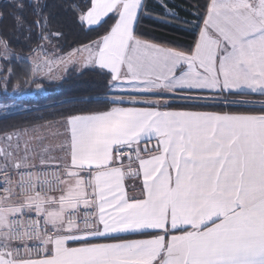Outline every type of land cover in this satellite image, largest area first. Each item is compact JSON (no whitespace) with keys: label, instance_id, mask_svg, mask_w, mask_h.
<instances>
[{"label":"snow or ice","instance_id":"1","mask_svg":"<svg viewBox=\"0 0 264 264\" xmlns=\"http://www.w3.org/2000/svg\"><path fill=\"white\" fill-rule=\"evenodd\" d=\"M157 2L162 16L146 0L0 10L38 41L23 56L0 30V60L105 78L57 119L0 132V264H264V0H204L194 24ZM57 7L83 30L112 23L50 56ZM146 16L192 24L194 43L146 38Z\"/></svg>","mask_w":264,"mask_h":264},{"label":"trees","instance_id":"2","mask_svg":"<svg viewBox=\"0 0 264 264\" xmlns=\"http://www.w3.org/2000/svg\"><path fill=\"white\" fill-rule=\"evenodd\" d=\"M49 2L57 5L65 4V0H49ZM72 2L73 0H67V3ZM81 2L82 0H75V3ZM146 3L151 16L163 15V9L160 7L157 0H146ZM203 3L204 0H169V7L174 8L184 20L192 21L194 24L196 22V16L192 13L198 10L197 5ZM0 10L10 11V0H5L0 3ZM54 11L58 14L52 21V31L62 32L63 36L59 40L53 39L51 43H53L56 50L61 53H67L81 44L94 40L97 35L102 34L112 22L108 20L103 27L87 31L83 30L81 26L76 23L75 15L71 11L60 7H57ZM28 12L29 10H26V14H28ZM28 19H32L30 14H28ZM140 28L141 31L146 34V38H155L158 43L167 44L170 47H177L184 50H187V48L194 43L198 33V30L194 29L192 24H185L183 20H173L172 23H162L152 19L150 16H146L142 19ZM0 30H3V32L13 40L11 50L14 53L23 56H30L33 54L29 50V43L32 47H35V44L38 42L37 38L33 36V40L26 43L24 37L14 32L10 17L5 16V19L0 21ZM0 61V100L16 99L15 96H11L9 93L4 92L2 78L5 77V74H9L10 80L8 79V87L12 89L14 82L27 83L30 67L27 62L23 61L14 60L11 64L2 60ZM8 68L13 70L12 73L7 71ZM104 80L105 78L99 72L86 70L83 74L71 75L66 78L58 88L53 86L40 97L30 95L29 93L26 95L22 94L21 100L33 101L45 106L39 110L16 112L8 115L6 119H0V132L9 130L13 125L58 118L65 110L78 106L75 104L77 97L85 94L102 92L104 90ZM250 98L264 99V97ZM51 102L59 103L49 105L48 103Z\"/></svg>","mask_w":264,"mask_h":264},{"label":"rangeland","instance_id":"3","mask_svg":"<svg viewBox=\"0 0 264 264\" xmlns=\"http://www.w3.org/2000/svg\"><path fill=\"white\" fill-rule=\"evenodd\" d=\"M46 52L50 56H56V55H63L66 53H61L58 50H56L55 45L53 43L51 44H46L45 45ZM68 53V52H67ZM33 55V54H32ZM30 55V56H32ZM29 56V57H30ZM27 64L30 67V73H29V78L27 80V83H22V82H14L12 89L8 87V81L9 79V74H5V77L2 78L3 80V89L5 93H9L11 96H15L16 99H10V100H0V116L5 115V108L4 105H8L7 113L8 115L16 113V112H23V111H33V110H39L43 108L45 105H40L36 102H30L28 100H21L22 94L24 93H29V94H34L36 97H40L44 94L45 91L50 90L51 87L58 86L66 80V78L70 77L71 75L75 74H80L74 69H69L66 73L64 72H54V75L58 78L52 79L48 75H46V69L44 71L38 72L37 74L32 73V65L30 61H27ZM1 69V68H0ZM6 77H8L6 79ZM11 78V77H10ZM9 79V80H8ZM39 85L40 87H37ZM11 87V86H10ZM59 102H51L48 103L49 105L52 104H57ZM57 119V118H55ZM51 119V120H55ZM45 121L48 120H41V121H36L32 123H37V124H43ZM56 131L55 128L51 129L50 132L47 133L48 139L47 143H52L53 142V136L52 133ZM52 140V142H51Z\"/></svg>","mask_w":264,"mask_h":264},{"label":"crops","instance_id":"4","mask_svg":"<svg viewBox=\"0 0 264 264\" xmlns=\"http://www.w3.org/2000/svg\"><path fill=\"white\" fill-rule=\"evenodd\" d=\"M112 23V22H111ZM110 23V24H111ZM52 140H53V142H52ZM51 140V144H55L56 143V138H55V136H53V139ZM144 145H142V147H143ZM148 147H151V143H149L148 145H147ZM127 183L129 184V185H131L132 183H133V181L131 180V179H129L128 181H127Z\"/></svg>","mask_w":264,"mask_h":264},{"label":"water","instance_id":"5","mask_svg":"<svg viewBox=\"0 0 264 264\" xmlns=\"http://www.w3.org/2000/svg\"><path fill=\"white\" fill-rule=\"evenodd\" d=\"M5 0H0V3H2ZM0 68H1V61H0ZM27 93H24V95H26ZM30 95H34V94H30ZM0 97H1V90H0Z\"/></svg>","mask_w":264,"mask_h":264}]
</instances>
